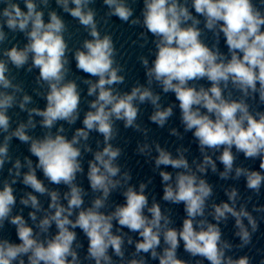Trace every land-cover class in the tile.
Wrapping results in <instances>:
<instances>
[{"label":"clouds","instance_id":"1","mask_svg":"<svg viewBox=\"0 0 264 264\" xmlns=\"http://www.w3.org/2000/svg\"><path fill=\"white\" fill-rule=\"evenodd\" d=\"M22 2L26 10L17 0H0L4 5L0 8V44L8 39L5 27L11 33H22L27 40L23 47L13 45L4 49L0 57V134L3 136L0 171L6 162L12 164L8 169L10 179H4L0 187V230L5 222L15 226L19 240L15 243L0 237V264H82L77 250L83 245L77 240V228L88 241L84 259L94 264H147L141 254L149 253L159 264H189L178 258L181 241L186 253L202 258L195 264H202L203 260L208 264H252L248 255L234 258L229 253L252 243L259 228L253 212L264 213V206L254 205L250 212L246 203H238L239 190L229 187L224 190L227 202L211 203V211L206 214L214 189L204 176L209 168L212 173L218 172V160L223 165V171L218 172L220 179L238 181L243 177L246 188L256 195L264 186V111H250L247 103L248 98L258 96L259 103L264 104V11L254 0H190V3L189 0H143L141 19L133 18L134 9L129 0H103L107 17L115 16L122 22L139 25L154 37L155 58L151 65L147 57H139L147 86L137 83L129 92H120L115 86L125 81V76L120 74L123 67L117 63L111 34L102 35L98 28L96 10L90 6L95 0H55L91 37L83 40L73 55L76 68L96 78L82 81L87 85V95L95 98L88 102L90 110L84 114L83 127L76 128L69 139L63 134V125L55 133L52 131L60 121L73 125L80 118L81 93L77 82L67 79L70 71L67 54L73 52L65 39L67 24L55 10L48 11L45 21L40 5L48 7L49 0ZM261 4L264 5V0ZM190 9H194L195 15ZM198 17L203 18L204 28L216 37L211 47L201 38L203 30ZM221 34L227 55L218 47ZM9 64L17 70L26 65L28 72L39 70L36 82L47 88L43 93L46 99L43 109L28 107L33 98L20 83L14 82ZM201 80L208 81L210 87L193 83ZM154 84L163 93L175 94L184 131L192 133L202 156L199 162L192 161L193 168L185 156L187 148L178 147L177 155L173 156L159 143L154 144L155 169L165 166L175 170L174 173L161 170L159 176L163 201L183 204L186 216L179 229L171 226L170 215L162 211L154 198L149 206L146 183L141 182L138 189L129 183L130 171L122 173L117 163L122 150L111 143L118 134L115 126L118 121L126 129L147 135L148 130L137 123L139 105H152L150 120L161 128L173 116L174 105H161V96L153 91ZM229 85L240 93L239 99L232 98L231 91L225 95ZM16 106L28 118L12 128L8 111ZM34 117L41 118L39 125L46 130L41 137L29 134L37 127ZM91 132L103 137L104 146L88 161L87 180L91 191L98 195L85 207L87 192L76 181L77 175L84 172L82 150L92 152L87 144ZM170 133L181 137L176 128L170 129ZM13 138L29 145L28 151L37 158L35 164L28 157H24L23 163L19 158L13 161L9 151ZM137 152L150 157L152 146L138 144ZM209 153L219 154L213 159ZM238 153L246 159H258L259 170L237 165ZM25 167L27 171L22 173ZM37 169L48 182L65 185L68 191L61 196L58 190L46 187L38 178ZM20 178L32 190L21 196L19 203L32 209L28 217L35 230L22 214H13L17 204L13 185ZM118 189H123L124 203L106 213L103 209L108 207L111 193ZM34 193L50 197L46 210ZM42 211L44 215L38 219L37 213ZM207 216L215 223L209 222ZM229 217L234 219V236L239 240L235 245L223 239L220 227ZM113 221L119 226L115 233ZM53 224L54 235L50 233ZM124 228L138 233L139 239L134 241L122 232ZM162 241L164 247L157 251ZM125 243L135 245L131 259H126ZM260 264H264V259Z\"/></svg>","mask_w":264,"mask_h":264}]
</instances>
